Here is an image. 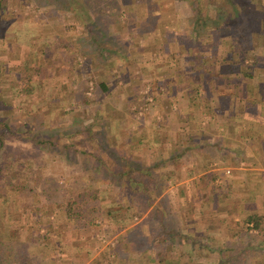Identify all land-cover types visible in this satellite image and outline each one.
<instances>
[{"label":"rangeland","instance_id":"374dc122","mask_svg":"<svg viewBox=\"0 0 264 264\" xmlns=\"http://www.w3.org/2000/svg\"><path fill=\"white\" fill-rule=\"evenodd\" d=\"M83 1L0 0V264H144L160 245L188 262L187 244L170 246L186 232L179 212L191 213L184 198L194 194L183 188L180 206L178 50L206 21L235 27L242 13L254 23L264 0H196L197 15L188 0ZM258 41L254 70L264 69ZM120 165L128 172L114 182ZM140 178L160 187L143 209ZM92 188L104 205L127 198L140 216L67 222L62 198ZM205 249L193 264H205Z\"/></svg>","mask_w":264,"mask_h":264},{"label":"crops","instance_id":"0c3cea01","mask_svg":"<svg viewBox=\"0 0 264 264\" xmlns=\"http://www.w3.org/2000/svg\"><path fill=\"white\" fill-rule=\"evenodd\" d=\"M176 72L183 77V71ZM253 74L250 85L240 80L235 85L232 80L228 92L225 80L210 81L203 88L197 82L193 86L187 80L178 82V124L184 127L178 132V194L180 206L189 201L191 213L180 210L178 225L187 229L170 246L187 244L191 253L206 248L205 264L220 263L219 252L228 262L237 251L244 255L235 264H264L258 241L239 243L241 235L235 236L248 214L264 218V69ZM188 187L194 194L183 200L182 189ZM261 226L264 233V220ZM163 229L170 230L166 225ZM152 248L157 255L147 257L144 264H180L178 255L166 256L165 246ZM248 251L255 254L246 256ZM192 256H185L190 261L181 264H193Z\"/></svg>","mask_w":264,"mask_h":264},{"label":"trees","instance_id":"16d2710c","mask_svg":"<svg viewBox=\"0 0 264 264\" xmlns=\"http://www.w3.org/2000/svg\"><path fill=\"white\" fill-rule=\"evenodd\" d=\"M192 1L193 0H188V3L192 9V12H195L197 15L200 13V10L196 9L195 7L196 0H194V2ZM211 1L212 0H208V4H210ZM83 3L90 6L89 0H84ZM71 5L72 3L69 1V6ZM260 15L262 14L260 13ZM252 19L254 20V23L247 15L244 16L242 13H240L238 15L235 27L232 26V24L228 27L225 25H219V27L216 25L213 26L211 23L208 24L206 21V23L204 22V24H202L205 25L202 32L197 28L198 26L196 29H190L191 31L185 37V39H187L186 44L182 49L178 50V71H183L181 74L183 75V80H187L189 86L201 84L202 88L208 85L210 81L225 80L224 85H227L225 92H227L229 88H232L229 86V84H232V80L235 81V85H238V80H240L243 85H250L254 77V68L260 59V57L255 54V48L259 44V39L263 40L264 42V16H259L257 18L258 20L255 18ZM223 27L227 28L228 30L226 36V33L220 30ZM201 37L204 38L203 43L200 42ZM223 37L227 39L224 40ZM222 39L226 43H223ZM65 46L66 44L64 43L63 47L65 48ZM207 52L208 54H205ZM196 72L201 73L200 77L203 80L202 82L201 80H198V75ZM86 87L87 86H85V88ZM97 87L100 92L107 91V85L104 81H99ZM192 90L194 91L192 99L195 100L198 94L195 91V87H193ZM83 101L87 103V97L85 94L83 95ZM79 145L80 141H68L64 147L75 149ZM79 153L93 155L92 152L87 151H80ZM106 153L110 155V152L106 151ZM120 167H122V170L120 174L117 173L118 175H116L114 182H119L120 176L125 175L128 172L127 169L124 170L125 165H120ZM111 174L112 173H110V175ZM150 175V171L145 172V176L150 177ZM137 182H140L138 184L143 185L142 187L145 193L150 194L146 196L145 201L141 199L139 200L141 203L138 202L140 205L139 207L143 206V209L144 207L150 205V200H153L151 196L152 193L155 196L160 193V187L154 186L153 188H149V186L145 183L147 180H141V178ZM98 191V189L92 188L88 191L76 192L77 194L73 198L71 196H68V198L63 197L62 199L65 201L64 213L67 222H71L75 226L91 225L94 223V213L99 216L100 213H102L110 218H113L115 215H118L122 212H124V216L129 219H131L133 215L140 216L141 208L139 211L133 209L129 201H127V198L125 199L121 197L117 203H109L106 205L102 204V196H100ZM153 209L157 213L160 212L157 208ZM116 220L119 221L118 219ZM263 220V216L256 214H248L245 216L242 219L240 229L235 233V236L241 235L239 243L244 241L249 244L258 241L261 244L262 249H264V233L263 227L261 226ZM249 230L251 232H248ZM252 230H256L257 232L254 234L252 233ZM166 236L172 237L173 233L167 231ZM218 254V262H225L226 259L222 257V253L219 252ZM252 254L255 253L250 252V254L246 256H250ZM260 254L263 255L264 250L260 251ZM184 255L186 257H191L192 253L190 251H186V254ZM234 255H237L236 258L239 257V259H241V256H243L239 251L234 253ZM230 261L231 259L228 262H225V264H230Z\"/></svg>","mask_w":264,"mask_h":264}]
</instances>
